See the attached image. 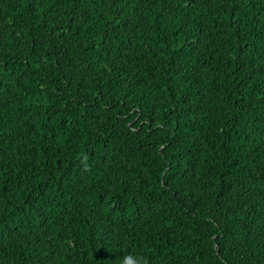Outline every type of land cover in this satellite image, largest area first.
<instances>
[{
  "label": "trees",
  "instance_id": "16d2710c",
  "mask_svg": "<svg viewBox=\"0 0 264 264\" xmlns=\"http://www.w3.org/2000/svg\"><path fill=\"white\" fill-rule=\"evenodd\" d=\"M264 264V0H0V264Z\"/></svg>",
  "mask_w": 264,
  "mask_h": 264
},
{
  "label": "clouds",
  "instance_id": "9594fccd",
  "mask_svg": "<svg viewBox=\"0 0 264 264\" xmlns=\"http://www.w3.org/2000/svg\"><path fill=\"white\" fill-rule=\"evenodd\" d=\"M120 264H147V261L143 257L129 254L122 257Z\"/></svg>",
  "mask_w": 264,
  "mask_h": 264
}]
</instances>
